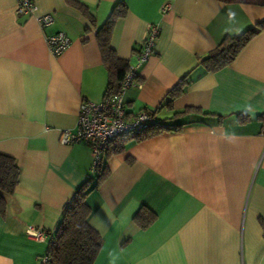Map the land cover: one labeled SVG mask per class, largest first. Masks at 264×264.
<instances>
[{
    "label": "crops",
    "instance_id": "0c3cea01",
    "mask_svg": "<svg viewBox=\"0 0 264 264\" xmlns=\"http://www.w3.org/2000/svg\"><path fill=\"white\" fill-rule=\"evenodd\" d=\"M34 1V14L18 16L16 0H0V152L20 170L0 213V264H38L47 242L29 238L27 227L53 233L77 188L95 179L89 146L63 144L60 135L75 129L82 100L106 94L95 35L118 2L127 12L110 45L130 65L147 24L159 28L152 55L124 93L126 118L148 110L168 128L120 151L116 140L106 148V175L86 197L102 240L93 264H264V26L219 70L200 64L225 35L264 21V7ZM42 13L53 22L40 27ZM57 31L70 44L53 55L47 37Z\"/></svg>",
    "mask_w": 264,
    "mask_h": 264
},
{
    "label": "trees",
    "instance_id": "16d2710c",
    "mask_svg": "<svg viewBox=\"0 0 264 264\" xmlns=\"http://www.w3.org/2000/svg\"><path fill=\"white\" fill-rule=\"evenodd\" d=\"M222 2H243L264 7V0H219ZM82 9V12L88 13L87 9L81 4L74 1ZM127 7L123 2L116 3L110 11L105 22L97 29L96 41L102 62L108 72L107 93L116 92L120 82L123 79L130 64L119 58L110 45V37L115 22L118 18L125 16ZM92 19V18H91ZM264 26V21L257 23L255 26L245 29L244 31L234 34L225 35L221 41L208 54L202 58L200 64L207 71H216L230 63L238 54L240 49L252 38L259 28ZM179 85L176 86V90ZM201 114L206 112L196 108ZM151 113H154L150 111ZM241 119L244 117L240 116ZM168 128L158 123L155 118L149 122L146 127L135 132L134 134L121 136L115 139L118 146L115 148L120 151L124 148L127 141H138L148 135L155 134L160 130ZM113 140V141H115ZM95 179L89 177L74 192L72 198L63 208L61 219L51 238L47 242L45 253L49 257V264H93L101 247V236L99 232L90 225L88 217L91 209L86 201L88 193L96 188L100 180L105 177L106 170L103 166L96 169ZM20 170L13 157L0 152V213L3 214L6 207V196L11 195L19 180ZM141 223L145 226L154 216ZM137 217L141 212L136 213Z\"/></svg>",
    "mask_w": 264,
    "mask_h": 264
},
{
    "label": "built area",
    "instance_id": "2783aa9c",
    "mask_svg": "<svg viewBox=\"0 0 264 264\" xmlns=\"http://www.w3.org/2000/svg\"><path fill=\"white\" fill-rule=\"evenodd\" d=\"M34 0H16V15H31L36 11ZM167 5L163 9H166ZM40 27L51 24L54 17L51 13L36 15ZM159 34L156 24L148 23L144 37L140 43L135 62L131 64L120 82L116 92L107 93L100 101L82 100L74 130L65 129L60 135L63 144L83 142L90 148L92 155L91 171L94 172L102 166L103 155L109 143L121 136L134 134L143 129L154 118V113L140 110L131 118H126L124 93L134 85L138 77V68L153 53L155 39ZM49 51L59 55L70 44L69 37L64 31L47 37ZM26 235L37 241H46L51 238V233L39 227L29 226ZM38 264H49V257L43 253L37 258Z\"/></svg>",
    "mask_w": 264,
    "mask_h": 264
}]
</instances>
